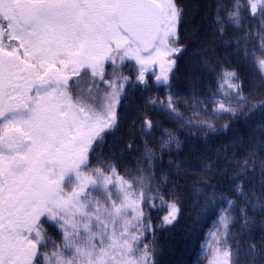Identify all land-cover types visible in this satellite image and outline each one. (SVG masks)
<instances>
[{"label":"snow or ice","instance_id":"6c2138e0","mask_svg":"<svg viewBox=\"0 0 264 264\" xmlns=\"http://www.w3.org/2000/svg\"><path fill=\"white\" fill-rule=\"evenodd\" d=\"M224 11L236 26L241 13L264 21V0H232L230 9L219 5ZM181 15L176 0H0V264H154L145 209L155 199L166 203L163 196L146 195L143 177L127 180L111 164L91 167L90 156L99 160L96 148L118 126L126 61L135 62L136 81L147 85L151 71L157 85L171 87ZM257 64L264 74V59ZM238 79L221 73V95L238 99L235 106L220 100L214 114L235 115L247 103ZM165 95L170 114H178ZM144 125L153 127L147 117ZM163 143L179 144L171 134ZM248 164L235 181L246 202ZM259 167L264 179V161ZM167 208L163 224L179 212L175 203ZM220 220L224 231L211 232L207 243L210 264H233L231 220ZM44 223L60 233L59 245Z\"/></svg>","mask_w":264,"mask_h":264},{"label":"trees","instance_id":"16d2710c","mask_svg":"<svg viewBox=\"0 0 264 264\" xmlns=\"http://www.w3.org/2000/svg\"><path fill=\"white\" fill-rule=\"evenodd\" d=\"M176 2L182 9L177 45L182 51L174 57L171 87L157 85L151 71L147 85L136 81L137 66L126 61L119 70L130 77L124 88L128 98L121 99L118 126L96 148L99 160L90 156V166L111 164L127 180L143 177L146 195L163 196L166 203L155 199V207L145 209L151 218L145 243L153 250L154 264H210L207 243L211 232L224 231L222 215L231 220L227 244L233 264H264V179L259 167L264 161V74L257 64V58L264 59V21L241 13L240 26L233 25L226 11L218 13L220 4L230 9L232 0ZM224 70L237 73L233 82L240 84L247 101L235 115L213 113L220 100L231 99L235 106L238 99L221 95ZM111 71L106 65V75ZM104 91L101 84L100 95ZM166 93L178 114H170ZM149 97L157 101L155 106L147 104ZM145 117L153 123L150 130H145ZM169 134L178 146L164 145ZM245 160L249 164L241 186L247 202L235 192ZM172 203L179 208L177 217L163 224ZM43 226L59 245L57 229ZM41 250H51V244Z\"/></svg>","mask_w":264,"mask_h":264}]
</instances>
